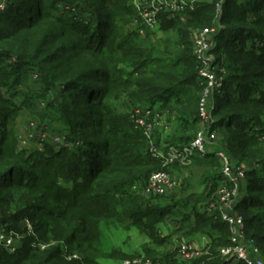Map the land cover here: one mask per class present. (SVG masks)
Returning a JSON list of instances; mask_svg holds the SVG:
<instances>
[{
    "label": "trees",
    "instance_id": "obj_1",
    "mask_svg": "<svg viewBox=\"0 0 264 264\" xmlns=\"http://www.w3.org/2000/svg\"><path fill=\"white\" fill-rule=\"evenodd\" d=\"M224 6L213 36L212 66L225 92H214L219 102L212 108V128L224 135L221 147L232 160L233 175L238 177L237 169L244 174L229 183V189L237 187L231 214L243 218L244 237L264 258V31L258 28L264 26L259 17L264 0H227ZM134 15L129 0H14L8 13L0 11V224L25 235L15 253L0 244V264H231L219 252L234 245L217 193L222 161L214 153L208 162L221 172L205 179L213 183L205 201L195 194L179 200L145 197L136 186L158 171L173 170L150 155L147 136L127 111L115 105L103 110L114 92L127 107H148L183 123V133L196 132L208 82L201 79L190 28L203 24L204 6L189 11L187 21L161 13L156 34L176 35L148 44L137 42L140 31L123 28ZM213 17L204 20L211 24ZM34 75L41 88L30 93ZM24 108L45 127L57 123L66 133L61 145L52 138L43 141L45 157L15 143L14 112ZM73 119L80 121L73 125ZM189 142L181 136L170 143L185 148ZM57 177L71 188H60ZM189 187L188 181L183 190ZM212 202L217 211H200L202 203ZM190 207L193 214L186 211ZM167 218L179 219L185 237H211L209 253L186 262L177 248L164 249L170 237L160 236L157 228ZM27 221L34 235L24 228ZM124 225L149 239L139 253L105 247L107 233Z\"/></svg>",
    "mask_w": 264,
    "mask_h": 264
},
{
    "label": "rangeland",
    "instance_id": "obj_2",
    "mask_svg": "<svg viewBox=\"0 0 264 264\" xmlns=\"http://www.w3.org/2000/svg\"><path fill=\"white\" fill-rule=\"evenodd\" d=\"M135 1L136 0H129V5L133 7V11L135 13L134 17H138V11L137 9H135ZM227 0H197L194 3L193 8H190L188 10L187 15H185V18L181 17V19L183 21H187L188 19H190V15H189V11H193L194 8L196 7V5H203L204 6V16L206 18L209 17V19L213 16L214 13V17H213V21L211 24H207L204 20L202 19L203 24L200 25H193L190 30H191V34H192V42L194 40L193 37H195V35L205 29H209V30H215L216 33H218V28L221 27V23H220V19L223 17L224 13H223V9L226 8L225 3ZM14 0H0V11H2L4 14L8 13V11L10 10V8L13 5ZM92 8H94L97 11V6L94 3ZM67 10H71V8H68V6H66ZM94 10V11H95ZM249 15L251 17H256V15L254 13H249ZM122 16V14H121ZM91 17V16H88ZM98 17V14H94L93 15V20H95V18ZM122 17H132L130 15L126 16V14H124V16ZM259 17H264V10L261 11V14H259ZM134 19H131L130 22L124 24L125 26L123 27L125 31H130V27L131 24L133 23ZM121 26V24H119ZM259 29L264 31V26L258 27ZM175 33H169V34H156V33H152L151 31H143L142 33H140V37L137 39L138 43H151V42H159L163 39L168 38L169 36L175 37ZM213 38H212V45L210 46V55L208 56L211 63L213 64L215 56L212 53V51L214 50V48L216 47L215 45V41L213 43ZM194 44V43H193ZM232 65V62H231ZM213 67V66H212ZM255 71H258V69H254ZM215 71L216 68H215ZM222 78H220L223 82L225 77L221 76ZM237 81L240 82H244V83H248V81L245 78H241L240 76H238ZM38 75H34V80L32 81V83H30L28 90L30 91V93H33L34 91H39L41 86L38 84ZM224 84V83H223ZM223 84L220 86V91H219V95L220 94H224L225 92V88H223ZM27 90V91H28ZM122 94V93H121ZM116 93L111 92L108 99L105 101L104 104V108L103 110L107 111V110H115V106L116 108L119 110L121 109L123 112L127 111L128 114H130V121L131 123H133L135 125V127H137V120L139 118L142 117L143 113L138 114L136 113V109L131 105V106H126L124 103L125 102H119V98L116 97ZM123 98H121L120 100H122ZM18 103H21L20 99H16ZM219 102V98L217 99V101H213L212 100V104L215 106L217 103ZM41 103V102H40ZM42 104V103H41ZM115 105V106H114ZM14 121H12V127L14 128V140L15 143H17L18 147H21L22 149H24V151H27L26 149L35 151V152H41L42 155L41 156H37V157H45V153L46 150L44 149V145H43V141L46 139H54L56 142H60V145L62 143H64V138L66 136L65 131L63 130V128L59 125H57V123H51V125L54 128L53 131H48L46 130V128L49 129L48 127H45L44 125H42L40 122H38L37 118H33L29 115V112L26 108L18 111L17 113L14 112ZM150 117L152 119L156 118L158 119H162L164 120V124H162L161 122L158 124H153L152 126V134H153V139L151 138V141L158 147L160 148L163 153L167 154L169 153L172 149H183V148H177L174 145L177 144H171L170 142L178 137L184 136V138L189 139V145L186 146L185 148L191 147V145H193V143L195 142V140L199 137L200 134H204L206 133V135H208V139H209V143L207 146V151L210 152L209 157L205 160L202 161H197L198 159H193V161L191 162V164L187 167H184L182 165H180L181 160L180 159H174L172 162H163V166L164 167H168L170 168V170H173V175L177 176L178 178V187L177 190L174 193H169L166 194L164 197L165 199H182V198H186L188 195H192L195 194L196 195V200L197 199H205L208 196V193L206 192V190H209V187L212 186L213 183H210L209 181H207V183H205L204 181H206L205 179L207 178H213L214 176L218 175L219 172L216 170V166H210L209 165V161L213 160L215 158L214 153H217L219 151H223L221 145H224V135L220 130L217 129H213L212 127L214 126L215 123V118L213 115V111L211 110V115H210V120L209 121H203L201 120L200 125L197 127L198 129L196 130V132H192V131H188L183 133L182 129L180 128L181 125H183V123L178 122L176 119L174 118H170L167 114H162V113H155L152 112ZM60 118V117H58ZM200 119H202V117L200 116ZM151 120V119H149ZM77 121H80L78 119H73L72 124L75 125ZM44 127V128H43ZM141 130L144 131V133H146V129H142ZM226 133V132H225ZM17 142H16V139ZM52 138V139H51ZM11 142L13 144H15L12 139ZM168 143V144H166ZM70 145L72 146L73 144L70 143ZM173 145V146H172ZM214 151V152H213ZM151 155V154H150ZM152 156V155H151ZM159 160V159H158ZM162 161V160H160ZM178 166L175 167V165ZM161 172V171H158ZM221 174V173H220ZM59 177H57L58 179ZM189 181L190 183V187L187 191H184V184L187 183ZM203 183V184H202ZM58 186L60 188L63 189H70L71 186L66 185L61 178L58 179ZM228 188H230V186L228 185ZM237 188V187H236ZM134 190V189H133ZM231 190V189H230ZM235 189H232L231 191L234 192ZM237 190V189H236ZM219 191V187L217 189V193ZM237 194V193H236ZM206 196V197H204ZM209 197V196H208ZM205 201V200H203ZM220 202V200H219ZM207 203V202H206ZM206 203H202L201 206V212L204 211L205 214H212L213 212L217 211L216 210V205L215 203L213 204V202L211 204L206 205ZM195 205V202L194 204ZM121 209V208H120ZM187 212H189L190 214L192 212L191 207L188 208L186 210ZM219 211V210H218ZM188 213V214H189ZM170 219L172 218H167V221H170ZM174 221L177 225L180 224L179 219L175 220V218H173ZM25 227L26 229H28L30 235H34V231H33V225L30 222H25ZM228 225L230 226V224L228 223ZM182 226V225H179ZM4 226L0 224V229H3ZM231 228V226H230ZM5 231V240H10L11 244H7L9 247H16L18 246L21 242L23 241V238H25V235H20L14 232H10V231H6V229H4ZM114 233V235H113ZM113 233H107V236L109 235H113L114 238L113 240H109L106 239L105 240V247L108 249L111 246H116L118 247V241L120 239L121 242L124 243L125 249L128 253H139L141 251L140 247L144 245V243L146 242V237L145 234L142 233L141 229L136 228L134 226H126L124 225L123 227H120L119 230H117L116 232ZM29 235V234H28ZM199 235H204V233H199ZM185 239H188V236H183ZM208 238V237H206ZM209 239L212 241V238L209 237ZM149 241V240H148ZM21 246L23 245V242H21L20 244ZM208 246V245H207ZM206 246V247H207ZM205 247V248H206ZM17 248V247H16ZM67 250H71V249H75V247H67ZM124 250V249H123ZM12 252V251H11ZM15 253V252H12ZM77 256H80V254H77ZM74 259V258H73ZM73 259H68L69 261H73ZM78 259V258H77ZM105 264H116L113 261L110 260H104L103 261ZM119 264V263H117Z\"/></svg>",
    "mask_w": 264,
    "mask_h": 264
},
{
    "label": "built area",
    "instance_id": "obj_3",
    "mask_svg": "<svg viewBox=\"0 0 264 264\" xmlns=\"http://www.w3.org/2000/svg\"><path fill=\"white\" fill-rule=\"evenodd\" d=\"M197 0H136L135 9L138 11V17L131 24L130 29L132 31L138 30L141 33L144 31V27H147L152 33H158L161 27L159 16L161 13H166L168 19H175L187 15L188 10L193 8L194 3ZM2 12V11H1ZM216 33L215 30L205 29L198 32L193 40L194 56L197 62L202 66L200 73L201 79H206L208 87L204 93L201 102V117L203 121H209L211 110L214 108L212 100L214 99L215 90L220 91L221 82L216 80V74L212 67V63L209 59L210 46L212 45V38ZM136 113H143L142 117L137 120V127L146 129L145 135L149 140V153L153 158L162 160V162H172L174 159H180L181 164L187 167L191 164L194 157L205 158L208 155L207 146L209 143L208 135L206 133L200 134L195 140L193 145L183 149H172L169 153L165 154L158 148L152 141V126L153 124H164L162 119H152L150 117L151 111L148 107L134 106ZM151 119V120H149ZM216 157L223 163L222 175L223 180L219 186V200L224 209L222 217L224 221L230 224L233 233L234 245L220 248L219 252L221 256L231 264H239L244 262L246 264H264L263 256L256 248L253 240H247L244 237V220L239 215H232L234 211V196H236V189L232 192L228 185L229 183H236L239 177H243L244 174L240 169H237L238 177L233 175L232 160L229 155L223 150L215 153ZM167 167V166H166ZM178 178L170 171H161L154 173L145 185H138L135 187L145 197H164L170 191H174L178 187ZM161 233V232H160ZM5 231L0 229V244H5L12 252H16V247H9L10 240H5ZM8 244V245H7ZM199 246L195 241L182 238L177 244L178 257L186 262H191L202 257V255L208 254L209 250ZM74 258L79 256L74 255ZM122 264H164L154 263L151 260H134L125 261Z\"/></svg>",
    "mask_w": 264,
    "mask_h": 264
},
{
    "label": "crops",
    "instance_id": "obj_4",
    "mask_svg": "<svg viewBox=\"0 0 264 264\" xmlns=\"http://www.w3.org/2000/svg\"><path fill=\"white\" fill-rule=\"evenodd\" d=\"M182 17L185 18V15H183ZM175 191L176 190L170 191V193L171 192L174 193ZM171 220L172 219H170V221L166 220L164 223H161L160 225H158V228H157L158 233H159L160 236H162V237H170L169 242L164 247V249H167V250H174L175 248H177V244H178L179 240L184 238L183 236H185L183 234L185 231L182 232V230H180L181 226H179V225H181V224L177 225L174 221H171ZM113 235H114V233H113ZM113 235H110V236L108 235L107 239L113 240V238H114ZM206 237H208V238H206ZM188 239H190L192 241H195L201 247L207 246V245H209L211 243V241L209 239V236L206 235V234L198 235L195 238H188ZM148 240L149 239L146 237V242L144 244H146L148 242ZM123 242H121L120 239H119L118 245L121 248H123L125 252H127ZM140 249H142V246L140 247Z\"/></svg>",
    "mask_w": 264,
    "mask_h": 264
},
{
    "label": "water",
    "instance_id": "obj_5",
    "mask_svg": "<svg viewBox=\"0 0 264 264\" xmlns=\"http://www.w3.org/2000/svg\"><path fill=\"white\" fill-rule=\"evenodd\" d=\"M264 259V258H263Z\"/></svg>",
    "mask_w": 264,
    "mask_h": 264
}]
</instances>
